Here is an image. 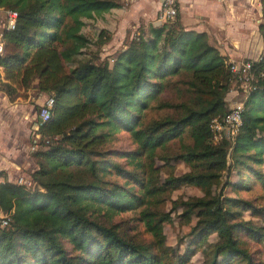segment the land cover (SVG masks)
<instances>
[{
    "label": "trees",
    "instance_id": "16d2710c",
    "mask_svg": "<svg viewBox=\"0 0 264 264\" xmlns=\"http://www.w3.org/2000/svg\"><path fill=\"white\" fill-rule=\"evenodd\" d=\"M260 3L264 43V0ZM0 7L16 12L14 27L2 31L0 89L10 95L34 88L53 99L48 119L30 140L35 169L29 178L35 188L0 182V213L7 217L0 228V264H166L164 255L173 248L165 245L162 225L172 212L187 224L195 219L188 245L204 247L203 264H261L254 257L264 252V226L241 212L264 219V207L223 195L226 185L241 188L240 180L218 185L231 166L263 163L264 52L251 61L253 79L239 102V124L225 137L214 122L229 111L231 84L241 81L205 33L181 24L178 11L172 20L139 22L126 30L129 40L109 64L98 56L113 28L101 22L104 13L123 11L119 0H0ZM178 76L189 99H160ZM163 109L174 115L143 122L148 111ZM112 130L127 132L135 142L133 150L116 153L133 161L134 171L112 163L100 149ZM183 135L190 144L172 158L160 156L163 164L155 166V150ZM171 160H180L188 171L166 170L161 178V168L170 167ZM111 171L125 180H107ZM182 186L202 195L166 199ZM166 200L170 208L157 209ZM126 211H138L151 242L138 243L116 224L98 220L104 216L108 222ZM212 234L215 240L208 242ZM241 235L259 247L250 251ZM187 254L176 255L172 264H185Z\"/></svg>",
    "mask_w": 264,
    "mask_h": 264
},
{
    "label": "crops",
    "instance_id": "0c3cea01",
    "mask_svg": "<svg viewBox=\"0 0 264 264\" xmlns=\"http://www.w3.org/2000/svg\"><path fill=\"white\" fill-rule=\"evenodd\" d=\"M123 11L104 13L103 26L112 25L109 41L103 50L116 45L123 47L128 28L142 22L155 23L161 0H119ZM181 24L189 30L203 32L227 61L257 60L264 52V43L258 31L261 22L260 0H177ZM5 9L0 7V34L2 35ZM118 15L113 22L112 17ZM117 48V47H116ZM120 48V47H119ZM0 67V83L4 82ZM23 90V89H22ZM28 90V89H27ZM31 90L35 93L34 88ZM16 93L5 94L0 89V182L17 183L35 169L30 157L33 137L30 103ZM38 100L43 94H36Z\"/></svg>",
    "mask_w": 264,
    "mask_h": 264
},
{
    "label": "rangeland",
    "instance_id": "374dc122",
    "mask_svg": "<svg viewBox=\"0 0 264 264\" xmlns=\"http://www.w3.org/2000/svg\"><path fill=\"white\" fill-rule=\"evenodd\" d=\"M155 21V20H154ZM156 22V21H155ZM3 26V22H2ZM127 30H131L128 28ZM126 36V37H125ZM123 39V44L125 41L128 42L129 34H125ZM122 44V45H123ZM117 47V48H116ZM121 47V45H111L110 49L103 50V46L99 51V60L108 61L111 64L113 57L116 56V50ZM183 76H178L173 79L172 84L169 85L166 93L160 95V99L168 100L173 103H180L185 100H188L190 94L186 91V85L181 82ZM174 83V84H173ZM246 86L240 82V84L233 82L231 84V89L226 94V101L229 107L233 106L240 102V100L246 94ZM17 96L21 98V100H27L30 103L32 119L36 120V114L40 109L39 106L43 103L46 95H43L41 99L38 100L36 93H34L31 89H18ZM165 115L173 116V110H152L148 111L144 117L143 122H146L151 118H162ZM220 135H224L228 137L229 134L225 128L220 129ZM107 128H103L102 132L108 133ZM218 131V130H215ZM112 135H106V142L104 145L100 147L101 150L106 151L105 155L106 159H109L112 163H116L121 166L123 169H126L130 172L134 171V162L130 160H126L123 157L116 155L119 151H130L135 148V142L130 138L129 134L125 131H113ZM215 140L218 139V134L215 132ZM190 144V139L187 135L181 136L180 139H174L167 142L164 146L158 147L155 150V166H161L162 160L159 158L160 156L166 157H174L181 151V147ZM230 162V161H229ZM231 163V162H230ZM247 165H237L236 167H229L228 171H224L221 176V182L218 185L224 183L226 180L235 182L240 180L241 188L238 190H231L229 186H225L223 188V195L230 197H242L246 200L253 201L256 205L264 207V153H263V163L254 165L253 163L247 161ZM170 167H164L165 169L160 170L161 178H164L166 173L170 171L174 175H179L188 171V167L186 164L181 162L180 160H171ZM238 171H237V169ZM168 170V171H166ZM107 180L116 181L122 183V177L115 175L114 172H108L104 176ZM18 184V183H17ZM25 186L27 189L35 188V184L31 182L30 178L23 179V182L20 183ZM132 185V184H128ZM137 187L134 188V191H138ZM162 194V193H161ZM202 193L196 187L191 186H182L178 189L173 190L168 194L166 199H186L189 197H199ZM170 208L169 202L164 201L163 205H159L157 209L167 211ZM179 211V209H177ZM136 212L126 211L124 213H119L111 216L110 219H107L108 222L105 221V217L101 216L98 218L99 221L108 224H116L118 226V230L120 233L124 234L126 237L137 241L138 243H149L152 241L151 233L146 230L142 221L139 220V215ZM179 212H172L171 218L169 221H166L162 225V231L164 235L165 245L173 248V251L169 252L167 255H164V261L166 264H172L174 262L176 255H183L184 252H188L186 255L185 264H203V255L201 254L203 246H195L188 245V236L187 232L189 230V226L194 222V218L192 217L190 223H185L178 216ZM244 219H250L255 225L264 226V219L261 216H251L248 212H241ZM1 214V213H0ZM240 239L243 240L244 245L250 251L257 249L259 246L252 243L247 237L241 235ZM215 240L214 234L210 235L208 238V242H212ZM254 259L256 261H261V264H264V252L258 253ZM232 264H240L237 261H233Z\"/></svg>",
    "mask_w": 264,
    "mask_h": 264
},
{
    "label": "built area",
    "instance_id": "2783aa9c",
    "mask_svg": "<svg viewBox=\"0 0 264 264\" xmlns=\"http://www.w3.org/2000/svg\"><path fill=\"white\" fill-rule=\"evenodd\" d=\"M177 9V0H161L160 8L156 13L155 21L163 22L166 20H172ZM4 22L3 29H12L14 27V22L16 18V12L5 9L4 11ZM3 38L0 34V53L2 51ZM229 71L241 81L246 88H249V83L253 79V75L250 71L251 61L250 60H233L229 61ZM53 103L51 96H46L43 103L39 106V110L36 114L35 123L32 126V131L36 132L39 125L42 122L48 119L50 114V107ZM241 110V103L234 104L229 108V111L222 117L220 121L214 122L215 130H220L225 128L229 135H232L236 132L237 126L239 124V112ZM38 135L34 136L36 139ZM32 149V147H31ZM23 182V179H18L17 183L20 184ZM7 224V217L0 214V228L4 227Z\"/></svg>",
    "mask_w": 264,
    "mask_h": 264
},
{
    "label": "water",
    "instance_id": "95a60500",
    "mask_svg": "<svg viewBox=\"0 0 264 264\" xmlns=\"http://www.w3.org/2000/svg\"><path fill=\"white\" fill-rule=\"evenodd\" d=\"M160 22L159 21H156L155 23H154V25H157V24H159Z\"/></svg>",
    "mask_w": 264,
    "mask_h": 264
}]
</instances>
